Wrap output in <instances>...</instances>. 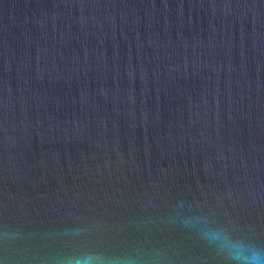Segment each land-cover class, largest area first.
<instances>
[{"label":"water","instance_id":"water-1","mask_svg":"<svg viewBox=\"0 0 264 264\" xmlns=\"http://www.w3.org/2000/svg\"><path fill=\"white\" fill-rule=\"evenodd\" d=\"M177 201L264 243V0H0V264H222Z\"/></svg>","mask_w":264,"mask_h":264},{"label":"clouds","instance_id":"clouds-1","mask_svg":"<svg viewBox=\"0 0 264 264\" xmlns=\"http://www.w3.org/2000/svg\"><path fill=\"white\" fill-rule=\"evenodd\" d=\"M168 218L194 232L222 264H264V243L253 239L252 226L241 229L230 220L220 221L215 213L197 211L184 201L176 202ZM52 264H137V261L98 251H81L62 252Z\"/></svg>","mask_w":264,"mask_h":264}]
</instances>
